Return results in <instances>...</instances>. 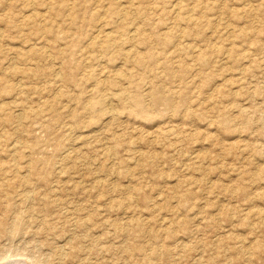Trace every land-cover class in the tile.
Wrapping results in <instances>:
<instances>
[{
	"label": "rangeland",
	"instance_id": "rangeland-1",
	"mask_svg": "<svg viewBox=\"0 0 264 264\" xmlns=\"http://www.w3.org/2000/svg\"><path fill=\"white\" fill-rule=\"evenodd\" d=\"M0 264H264V0H0Z\"/></svg>",
	"mask_w": 264,
	"mask_h": 264
},
{
	"label": "bare ground",
	"instance_id": "bare-ground-1",
	"mask_svg": "<svg viewBox=\"0 0 264 264\" xmlns=\"http://www.w3.org/2000/svg\"><path fill=\"white\" fill-rule=\"evenodd\" d=\"M176 9H178V8H176Z\"/></svg>",
	"mask_w": 264,
	"mask_h": 264
}]
</instances>
